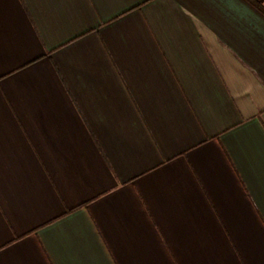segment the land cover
<instances>
[{
    "label": "crops",
    "instance_id": "crops-1",
    "mask_svg": "<svg viewBox=\"0 0 264 264\" xmlns=\"http://www.w3.org/2000/svg\"><path fill=\"white\" fill-rule=\"evenodd\" d=\"M259 6L0 0V264H264Z\"/></svg>",
    "mask_w": 264,
    "mask_h": 264
},
{
    "label": "built area",
    "instance_id": "built-area-1",
    "mask_svg": "<svg viewBox=\"0 0 264 264\" xmlns=\"http://www.w3.org/2000/svg\"><path fill=\"white\" fill-rule=\"evenodd\" d=\"M258 3H260L262 9H264V0H256Z\"/></svg>",
    "mask_w": 264,
    "mask_h": 264
},
{
    "label": "trees",
    "instance_id": "trees-1",
    "mask_svg": "<svg viewBox=\"0 0 264 264\" xmlns=\"http://www.w3.org/2000/svg\"><path fill=\"white\" fill-rule=\"evenodd\" d=\"M249 1L253 3V0H249ZM259 8L261 9V11H264V9H262V7L259 6Z\"/></svg>",
    "mask_w": 264,
    "mask_h": 264
}]
</instances>
